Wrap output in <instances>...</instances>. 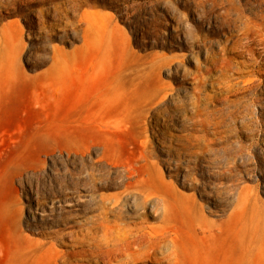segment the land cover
<instances>
[{
    "label": "rangeland",
    "instance_id": "374dc122",
    "mask_svg": "<svg viewBox=\"0 0 264 264\" xmlns=\"http://www.w3.org/2000/svg\"><path fill=\"white\" fill-rule=\"evenodd\" d=\"M127 184L144 225L187 201L264 252V0H0V264L88 248L90 195Z\"/></svg>",
    "mask_w": 264,
    "mask_h": 264
},
{
    "label": "bare ground",
    "instance_id": "6f19581e",
    "mask_svg": "<svg viewBox=\"0 0 264 264\" xmlns=\"http://www.w3.org/2000/svg\"><path fill=\"white\" fill-rule=\"evenodd\" d=\"M88 177L95 179L93 173H88ZM90 197L97 202L96 213L87 219L83 217L88 226L67 234L72 246L86 245L88 248L57 252L52 245L40 242L33 248L21 247V260H25V264H57L58 261L72 264L71 259L85 257V260L103 264H134L136 259L150 256L166 264H264L261 246L255 247L257 251L252 254L250 243L244 239H240V246L245 252L235 258L231 250L233 236L223 237L222 224L208 219L196 205L187 201H183L188 214L186 230L180 231L168 225H144L139 213L130 214L128 207H145L152 199L149 194L130 188L129 184L118 194ZM163 212L166 213V207ZM64 236L66 234L59 232L56 237ZM8 261L6 256L4 262L8 264Z\"/></svg>",
    "mask_w": 264,
    "mask_h": 264
}]
</instances>
